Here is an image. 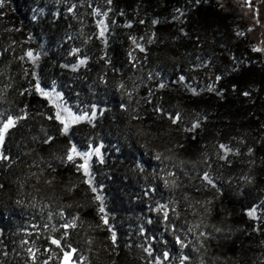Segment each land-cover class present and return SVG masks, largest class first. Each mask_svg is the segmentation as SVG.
Returning <instances> with one entry per match:
<instances>
[{"label":"trees","instance_id":"1","mask_svg":"<svg viewBox=\"0 0 264 264\" xmlns=\"http://www.w3.org/2000/svg\"><path fill=\"white\" fill-rule=\"evenodd\" d=\"M9 119L0 264H264V55L238 9L0 0Z\"/></svg>","mask_w":264,"mask_h":264},{"label":"rangeland","instance_id":"2","mask_svg":"<svg viewBox=\"0 0 264 264\" xmlns=\"http://www.w3.org/2000/svg\"><path fill=\"white\" fill-rule=\"evenodd\" d=\"M224 9H238L247 19L248 27L252 33L253 48L264 55V0H217ZM44 96L58 100L57 95L41 89ZM61 120H68L67 115L61 114ZM90 155L84 154L83 165L88 166Z\"/></svg>","mask_w":264,"mask_h":264},{"label":"snow or ice","instance_id":"3","mask_svg":"<svg viewBox=\"0 0 264 264\" xmlns=\"http://www.w3.org/2000/svg\"><path fill=\"white\" fill-rule=\"evenodd\" d=\"M29 55H31L29 53ZM13 124V121L11 119L8 120V122L6 124H4L3 129H0V142H2L3 140V136H4V132L7 130V128ZM73 151H75V149H73ZM69 159H72L71 155L69 156ZM80 167H84L83 165H81ZM101 211H103V208H101ZM252 214V213H250ZM69 227L71 225H68ZM53 243H57V241H53ZM70 256V254H66V259H68V257Z\"/></svg>","mask_w":264,"mask_h":264}]
</instances>
